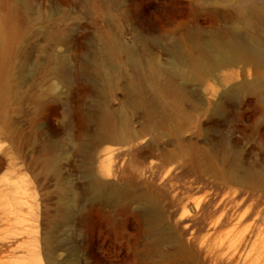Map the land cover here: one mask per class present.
<instances>
[{
	"label": "rangeland",
	"instance_id": "rangeland-1",
	"mask_svg": "<svg viewBox=\"0 0 264 264\" xmlns=\"http://www.w3.org/2000/svg\"><path fill=\"white\" fill-rule=\"evenodd\" d=\"M238 37L264 43V0H0V264H264Z\"/></svg>",
	"mask_w": 264,
	"mask_h": 264
},
{
	"label": "bare ground",
	"instance_id": "bare-ground-1",
	"mask_svg": "<svg viewBox=\"0 0 264 264\" xmlns=\"http://www.w3.org/2000/svg\"><path fill=\"white\" fill-rule=\"evenodd\" d=\"M258 9L257 6H250L248 9H246L247 13H256V10ZM239 41H236L235 43L231 44L230 46H232V50L230 51V54H226L224 56V61L225 62H231V60L235 59V56L238 57H244L245 55H250V56H255L259 59L264 60V43L262 40H260V38H244V37H238ZM202 51H199V55L198 57L194 58V63H193V69L196 70L197 67L202 66L203 64H206V60L209 59V55L207 54V51L204 49H200ZM206 51V52H205ZM106 116V115H105ZM108 118V116H107ZM106 120H109L105 118V120L103 119V124L105 125ZM108 123V122H107ZM109 125V124H107ZM104 128H102L100 131H98L97 133V137L99 139L102 140H108L109 136L107 133V130L105 128V126H103ZM94 192L96 194H99L101 192V190L103 189L102 184L96 182L94 183L93 186ZM112 193H115V191H113ZM150 206L148 207L150 212H152L153 214H157L158 209L156 204L150 200L149 201Z\"/></svg>",
	"mask_w": 264,
	"mask_h": 264
}]
</instances>
